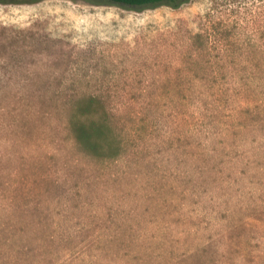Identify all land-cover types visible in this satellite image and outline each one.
Instances as JSON below:
<instances>
[{"label": "rangeland", "instance_id": "obj_1", "mask_svg": "<svg viewBox=\"0 0 264 264\" xmlns=\"http://www.w3.org/2000/svg\"><path fill=\"white\" fill-rule=\"evenodd\" d=\"M105 1L0 0V264H264V0Z\"/></svg>", "mask_w": 264, "mask_h": 264}, {"label": "trees", "instance_id": "obj_2", "mask_svg": "<svg viewBox=\"0 0 264 264\" xmlns=\"http://www.w3.org/2000/svg\"><path fill=\"white\" fill-rule=\"evenodd\" d=\"M131 8H151L160 5L177 7L176 0H106ZM69 131L78 147L90 157L112 160L122 153V140L116 132L111 113L100 97H81L68 119Z\"/></svg>", "mask_w": 264, "mask_h": 264}]
</instances>
